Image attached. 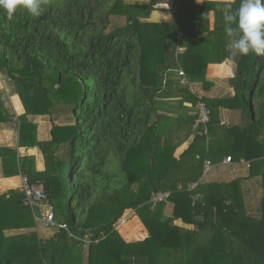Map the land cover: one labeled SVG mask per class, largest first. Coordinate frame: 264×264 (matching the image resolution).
<instances>
[{
  "label": "trees",
  "instance_id": "1",
  "mask_svg": "<svg viewBox=\"0 0 264 264\" xmlns=\"http://www.w3.org/2000/svg\"><path fill=\"white\" fill-rule=\"evenodd\" d=\"M170 4L172 23L148 21L155 0H44L38 17L21 7L12 20L0 9V72L26 110L19 118L20 143L27 138L24 127L37 131L29 116L52 117L55 107L64 106L73 119L71 125L54 124L49 141L38 142L34 133L46 170L27 171L53 206L66 200L68 231L54 227V236L42 239L32 230L24 194L1 195L0 264H264V141L258 145L253 134L264 131V56L232 57L228 50L223 9L237 8L239 0ZM116 16H125L126 24L108 31ZM227 59L237 65L232 101L242 102L252 117L250 126L231 130L240 133L237 160L249 164L248 179L257 178L263 192L259 216L246 206L247 178L203 180L196 191L187 190L212 160L211 144L209 153L206 148L211 123L177 158L180 143L158 113L159 100L176 97L172 91L182 86L167 79L168 72L183 68L190 82L206 88L208 65ZM4 110L0 97V122L10 120ZM160 191L171 192L169 201L152 203ZM168 203L173 211L167 215ZM129 214L147 231L144 240H125L117 230ZM12 230L27 232L9 235ZM77 246L83 254L74 261Z\"/></svg>",
  "mask_w": 264,
  "mask_h": 264
},
{
  "label": "crops",
  "instance_id": "2",
  "mask_svg": "<svg viewBox=\"0 0 264 264\" xmlns=\"http://www.w3.org/2000/svg\"><path fill=\"white\" fill-rule=\"evenodd\" d=\"M126 1L128 3H149V0ZM234 1L235 0H195V3L198 6H202L206 2L229 3ZM155 2L156 10L151 13L150 19H148V21L152 23H172L174 21V15L170 10L172 8L170 3L166 2V0L165 2L163 0H155ZM169 6L171 7L170 9ZM209 15L210 29H213L215 25L214 11L210 12ZM182 48L183 47L178 46L177 50L179 51V49ZM184 51L185 48H183V51H181V53H183ZM236 70V63L232 60L227 59L225 62H222L220 64L216 63L208 65L205 74L206 81L208 82V86L206 88L202 82H189L192 84V88H194L195 91L200 90L203 92L207 103L211 106L210 108L212 112V122L210 126H212V128L211 134H209L208 140L206 142V148L207 152L209 153L208 147L211 144L212 160H207L211 161L214 165V168L212 170L218 167L224 169H232L228 171V174H223L221 177L218 176L212 181H207V183L229 184L237 179L247 178V180L243 184V189L246 197V206L247 208H249L247 193L252 188V185H255L256 188L259 189V192L261 194L260 196H263V192L257 178L252 180L248 179L249 172L239 171L237 168L240 165H247L248 167L249 164L244 159H240V161L237 160L236 154L239 153L238 144L240 133L237 130L234 131L231 129L233 127L242 129L250 126L252 123V117L250 113L245 110V106L242 102L232 101L236 94V91L231 84V81L236 75ZM178 71L184 72L185 70L183 68H178L176 70L170 71L168 74V76L170 75V78L168 79L177 81L180 83V85H182L177 86V88H179L178 91H172L177 94V96L172 98L167 97L164 99H160L158 102V107H160L159 104H162V108H160L158 112L159 115H163V117L167 118V120L163 122L166 131H169L168 133H170V136L174 138L175 142L180 143L179 148L176 152L177 158L180 157V155L194 143L197 137V133L201 134V132L199 131L201 127L203 128L204 134H207V132L209 131V125L207 126L206 133L204 126L199 125L197 128H194V126L191 127V119L197 117L196 97L191 92L190 88L184 84V78L179 76ZM1 75L7 78V76H4L2 73ZM185 76L188 78L187 74H185ZM9 83L10 82L4 84L0 83V97L4 105V111L8 113L7 115L10 119L9 121L0 122V196L8 194L10 191H19L22 185L23 177H28L27 171L29 169L31 170V172L35 171L36 173H43L46 170V162L42 150L40 149V147L34 146L32 143L34 142L33 135L35 132V138L37 139V141L45 142L51 139V130L53 129L54 124L57 126H66L73 124L71 110L70 108L64 106L55 107L53 109L52 117L29 116V123L35 125L37 127V131H34V129H31L28 126L24 127V136H27V138L23 140L24 144H21V123L19 118L26 113V110L20 96L14 92L12 86L8 85ZM186 90L189 92H187L188 94H186ZM191 97H194L195 101H193L192 99H188ZM60 112H63L64 116H66L65 118H68L66 123L60 122ZM253 134L255 136V139H258L257 144L260 145L259 143L264 141V131H257ZM12 152H14L16 155L11 154ZM229 157H233L232 161L230 163H225L226 159ZM23 159L26 160L24 161V166H22ZM6 172H8L9 174L7 175ZM40 187H42V185ZM171 209V207L168 209V214H171ZM257 210L259 215L260 204ZM134 218H136L135 221L139 220L137 216H135ZM132 219L133 218H131V220ZM20 232L21 230L11 231L9 232V234H18ZM141 234H146L142 237H148V233L146 231Z\"/></svg>",
  "mask_w": 264,
  "mask_h": 264
},
{
  "label": "clouds",
  "instance_id": "3",
  "mask_svg": "<svg viewBox=\"0 0 264 264\" xmlns=\"http://www.w3.org/2000/svg\"><path fill=\"white\" fill-rule=\"evenodd\" d=\"M43 2L44 0H0V9L4 10L9 20L13 19L21 7L31 16L38 17L43 11ZM223 19L232 57L249 54L264 56V0H239V6L235 9L226 5Z\"/></svg>",
  "mask_w": 264,
  "mask_h": 264
},
{
  "label": "built area",
  "instance_id": "4",
  "mask_svg": "<svg viewBox=\"0 0 264 264\" xmlns=\"http://www.w3.org/2000/svg\"><path fill=\"white\" fill-rule=\"evenodd\" d=\"M170 3H173V0H170ZM180 50L182 51V49H179V51ZM178 73L180 77H185V73L183 71H178ZM6 79L7 82H11L10 78L7 77ZM0 83L2 84L5 83V80L3 79L1 73H0ZM185 84L188 85L191 92L196 97V110L198 117L194 125V128H197L199 125L204 126L206 133L207 126L211 123V117H212L211 109L209 108L208 103L202 91L200 90L195 91V89L192 88V84L187 80H185ZM231 161L232 159L231 157H229L226 159L225 163H230ZM213 168L214 165L212 164V162L206 160L204 164V171L201 181L205 180L209 176ZM200 182L189 184L187 190L191 192L196 191ZM21 186H22V193L24 194L22 203L25 207H28L33 211L36 225H44L47 228L59 227L60 229L68 231V226L66 224L56 223L55 208L49 199V195L43 189V187H40L37 184L32 183L27 176L23 177ZM182 189L183 186L179 185V190ZM170 196H171V192L168 191L156 192L152 195L151 202L154 204L167 203L170 199ZM196 198H199V195H197ZM129 217L130 214L125 219L120 221L117 226V229H119L121 226L126 225L129 221Z\"/></svg>",
  "mask_w": 264,
  "mask_h": 264
},
{
  "label": "rangeland",
  "instance_id": "5",
  "mask_svg": "<svg viewBox=\"0 0 264 264\" xmlns=\"http://www.w3.org/2000/svg\"><path fill=\"white\" fill-rule=\"evenodd\" d=\"M165 2V0H163ZM150 2V0H149ZM166 2H169L170 3V0H166ZM171 5V4H170ZM171 7L169 6V9ZM126 24V18L125 16H116V17H112L111 18V26L109 28L108 31H111L117 27H121V26H124ZM182 51H183V48H182ZM180 53H181V50H180ZM185 73V71H184ZM169 74V72H168ZM168 74L166 75V78H170V75L168 76ZM186 74V73H185ZM184 78V82L185 80H187L188 82L190 81L186 76L183 77ZM3 79L5 80V83H7V79L3 77ZM160 107H158V112L160 110V108H162V104H159ZM61 117L60 119V122L61 123H66L68 118H65L66 116H64V113L63 112H60V115ZM59 117V118H60ZM156 120V118L154 119ZM239 171H246V172H250V170L248 169L247 165H240L237 167ZM229 170H232L231 168L230 169H224V168H221V167H218V168H215L214 170H212V172L210 173V175L206 178V182L207 181H212L214 179H216L218 176H222L223 174H228ZM237 171V170H236ZM235 176V175H234ZM38 186H41L40 184H38ZM20 192H22V186L19 190ZM6 195V194H5ZM260 192H259V189L256 188L255 185H252V188L250 189V191L247 193V201H248V205H249V213L252 215V216H259L258 215V206L260 204V201H261V198L262 196H260ZM263 195V194H262ZM70 201V199H69ZM68 201V203H69ZM172 208L171 209V213L173 211V206L172 204L169 205V203L167 204V207H166V210H165V214L168 215V209L169 208ZM55 208V214H56V223L57 224H66L68 219L70 218V210L67 206V203H66V200H62V201H59L58 203L55 204L54 206ZM136 218H133L130 222V220L128 221V223L125 225L126 227L124 226H121L119 229H117L120 233V235L125 239V240H139L140 239H145L146 237H142L144 235H142L141 233L145 232L146 230L143 229V226H142V223L139 220H136ZM36 225V224H35ZM38 226V227H37ZM33 230V229H32ZM57 230H59V228H47L45 227L44 225H36V227L34 228L33 231H35L39 237H41L42 239H50V237L54 236V234L57 232ZM12 231H17V230H12ZM11 232V231H9ZM9 232H7L9 234ZM24 232H27L26 230H21L20 233H24ZM147 232V231H146ZM69 233V232H68ZM9 235H14V234H9ZM73 235V234H72ZM69 237H70V234H69ZM82 248L84 247H75L73 248V260L76 261L77 257L78 256H81V253L83 254L82 252ZM85 253V251H84ZM72 264H75L74 262H72Z\"/></svg>",
  "mask_w": 264,
  "mask_h": 264
}]
</instances>
